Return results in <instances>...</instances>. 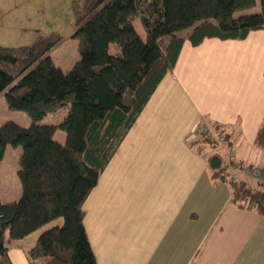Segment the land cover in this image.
Here are the masks:
<instances>
[{
  "label": "trees",
  "instance_id": "16d2710c",
  "mask_svg": "<svg viewBox=\"0 0 264 264\" xmlns=\"http://www.w3.org/2000/svg\"><path fill=\"white\" fill-rule=\"evenodd\" d=\"M255 4L84 0L74 33L80 59L69 72L47 54L59 37L18 47L0 45V93L5 91L11 109L31 118L28 126L13 120L0 124V161L9 144L23 150L18 170L22 195L0 199V264H12L11 241L37 230L33 243L19 245L29 264H97L84 204L103 171L159 82L173 70L185 40L197 46L205 38L242 40L251 31L264 30V0L257 12L234 16ZM46 116L51 120L44 122ZM57 129L65 131L64 142L54 138ZM214 143L200 133L191 148L200 153L205 144ZM254 145L264 151V117ZM255 169L264 175V166H246L248 172ZM249 174L252 180H241L226 167H216L212 177L229 184L230 202L239 209L264 214V181Z\"/></svg>",
  "mask_w": 264,
  "mask_h": 264
},
{
  "label": "crops",
  "instance_id": "0c3cea01",
  "mask_svg": "<svg viewBox=\"0 0 264 264\" xmlns=\"http://www.w3.org/2000/svg\"><path fill=\"white\" fill-rule=\"evenodd\" d=\"M263 117L264 30L242 40L205 38L197 46L186 39L100 177V196L111 195L113 212L102 208L96 216L93 191L84 204L97 264H264V214L230 202L229 184L215 181L211 166L217 157L233 177L252 180L246 166H264V151L254 145ZM215 124L226 141L197 153L191 142L198 129ZM132 177L133 195L125 188ZM203 188L212 201L198 205ZM10 193L19 195L16 188ZM118 198L128 200L126 209ZM31 236L11 241L12 264H29L19 245L33 243ZM162 244L166 251L157 256Z\"/></svg>",
  "mask_w": 264,
  "mask_h": 264
},
{
  "label": "rangeland",
  "instance_id": "374dc122",
  "mask_svg": "<svg viewBox=\"0 0 264 264\" xmlns=\"http://www.w3.org/2000/svg\"><path fill=\"white\" fill-rule=\"evenodd\" d=\"M83 2L84 0H0V45L18 47L22 45H31L36 43L39 39L47 40L53 37H59L58 42L47 54L51 57L56 66H59L64 72H69L80 59L78 40L74 37V33L77 29L76 12L82 7ZM259 9V0H256L255 6L235 11L234 16L252 14ZM134 26L138 34L144 38L145 32L138 19L134 20ZM188 31L189 29L182 30L180 34H187ZM6 120H13L23 126H28L31 122V118L25 112L11 109L8 106L5 91H2L0 93V124ZM50 120V116H46L43 119L44 122ZM54 138L64 142L66 138L65 131L57 129L54 133ZM22 153L23 150L20 145L13 146L9 144L6 146L4 156L0 161V199L3 202L18 200L22 195L21 182L18 176ZM228 166L230 165H225L224 167L227 169ZM233 166L238 167L236 163H234ZM230 174L234 176L232 175V171ZM126 176H128V174ZM128 178L130 179V177ZM131 179L132 180L128 182L125 188H127V193L130 192L133 195L132 191L135 184L133 177ZM99 183L97 185L98 188L96 187L93 190L95 195L90 200V203L95 206L94 209L96 210L94 211L97 212H95L96 216L99 214V209L101 210L102 208H104L105 213L106 209L112 213V207L114 205L112 201L113 198H110L111 195L106 193V186V194L104 199H102L100 193H102L104 189L102 182ZM110 185H113V181H110ZM15 188L18 189L19 194L16 199L13 198L14 194L10 193L11 190L13 191ZM206 189L203 188L200 193H197V197H201L202 199L198 205L208 200L212 201L210 196L202 195V193L207 192ZM127 201L126 203H128ZM121 202L125 203V200L123 202L118 198V203ZM118 203H116L114 210L116 214L122 210L121 207L118 209ZM126 203L125 206H123V210L127 207ZM190 204H193L192 201ZM220 205L223 204L220 203ZM129 210L132 211L130 208ZM207 217L208 215H205V218ZM39 232L40 230H37L32 233L30 238L32 242L35 241ZM126 232L129 233L132 231ZM155 248L157 256L162 255V253L166 251V246L164 244ZM129 252H133V250H128V253Z\"/></svg>",
  "mask_w": 264,
  "mask_h": 264
},
{
  "label": "built area",
  "instance_id": "2783aa9c",
  "mask_svg": "<svg viewBox=\"0 0 264 264\" xmlns=\"http://www.w3.org/2000/svg\"><path fill=\"white\" fill-rule=\"evenodd\" d=\"M198 134L203 133L206 137L210 139H214L216 142H224L225 141V134L218 129H211L208 128L207 126H201L200 129H198ZM231 156L233 154L231 153ZM251 175L255 178H260L263 179L264 181V175H261L260 171L257 169L250 171ZM264 183V182H263ZM249 184H247L248 186ZM264 187V186H263ZM262 188V186H261Z\"/></svg>",
  "mask_w": 264,
  "mask_h": 264
},
{
  "label": "water",
  "instance_id": "95a60500",
  "mask_svg": "<svg viewBox=\"0 0 264 264\" xmlns=\"http://www.w3.org/2000/svg\"><path fill=\"white\" fill-rule=\"evenodd\" d=\"M219 163H220V159L219 158L213 157L211 159V166L212 167H215V168L218 167Z\"/></svg>",
  "mask_w": 264,
  "mask_h": 264
}]
</instances>
